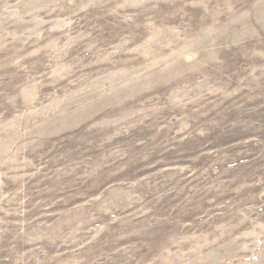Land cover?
<instances>
[{
    "label": "rangeland",
    "instance_id": "374dc122",
    "mask_svg": "<svg viewBox=\"0 0 264 264\" xmlns=\"http://www.w3.org/2000/svg\"><path fill=\"white\" fill-rule=\"evenodd\" d=\"M0 264H264V0H0Z\"/></svg>",
    "mask_w": 264,
    "mask_h": 264
}]
</instances>
